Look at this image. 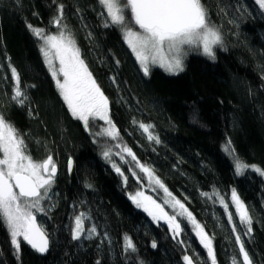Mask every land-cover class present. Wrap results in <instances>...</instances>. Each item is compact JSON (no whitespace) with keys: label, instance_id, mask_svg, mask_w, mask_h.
I'll return each instance as SVG.
<instances>
[{"label":"trees","instance_id":"1","mask_svg":"<svg viewBox=\"0 0 264 264\" xmlns=\"http://www.w3.org/2000/svg\"><path fill=\"white\" fill-rule=\"evenodd\" d=\"M204 3L223 37L215 58L191 54L178 75L154 67L145 76L121 28L105 26L107 13L98 0H0V113L22 134L34 160L51 155L58 168L42 202L46 212L37 214L49 236L48 253L41 255L24 242L17 252L0 223V264H186L185 255L194 264H211L186 220L179 219L184 232L174 239L167 224L154 221L128 197L143 191L162 202L136 161L122 152L124 146L204 226L217 264L240 261L232 226L237 223L231 202L235 189L252 216L250 233L245 235L244 225L237 228L245 250L253 264H264V176L252 169L237 174L234 157L225 150L230 141L235 156L264 170V8L256 0ZM61 4L62 24L109 100L116 140L95 135L107 127L103 121L90 119L85 129L71 115L40 50L43 42L28 27L57 34L51 21ZM12 67L27 94L23 106L12 99ZM140 123L153 126L159 143L147 139ZM107 148L123 159H105ZM113 163L128 177L126 184ZM165 211L172 214L166 206ZM81 213L86 231L76 240L75 217ZM93 226L98 234L88 231ZM125 237L135 243V253L124 251Z\"/></svg>","mask_w":264,"mask_h":264},{"label":"snow or ice","instance_id":"2","mask_svg":"<svg viewBox=\"0 0 264 264\" xmlns=\"http://www.w3.org/2000/svg\"><path fill=\"white\" fill-rule=\"evenodd\" d=\"M16 2L19 3L20 0ZM98 2L107 13L105 26L121 28L123 38L145 76H149L154 67H159L171 75L183 72L185 45L202 47L203 53L214 59V46L223 43L219 29L210 21L209 10L204 0H98ZM256 2L264 8V0H256ZM126 13L129 16H126ZM63 14L64 6L58 5L57 15L51 21L58 29L55 35L46 34L45 29L30 24L28 27L34 36L43 42L40 50L71 115L82 121L85 129L89 127L90 119L105 121L107 127L95 135L116 140L119 138V130L110 118L109 100L88 70L72 33L62 24ZM101 15L103 16L104 13L102 12ZM11 73L15 81L12 99L23 106L27 94L21 88L20 75L14 67L11 68ZM139 127L147 133L148 140L159 143L158 137L151 132L152 125L140 123ZM225 150L233 155L237 174L242 175L251 168L264 176V170L249 165L235 156V149L231 147L230 141ZM122 152L136 161V167L146 174L149 183L163 189L167 195L165 201L158 203L143 191H138L130 197L136 207L142 208L154 221L163 220L170 228L174 239L184 232L178 219L183 217L192 226L200 244L206 249L211 264H217L213 238L208 235L204 226L196 220L180 199L169 192L153 169L139 162L131 148L124 146ZM111 155L110 150L103 152L105 159L110 160ZM72 163L70 160L69 169ZM112 167L123 177L126 184L128 177L120 167L115 163ZM56 172L57 167L53 157L48 155L43 161L34 160L28 153L22 134L0 113V223L6 227L11 244L17 252L22 242L38 253L44 254L49 251V236L38 224L37 214L46 212L42 202L49 198L48 193L55 182ZM132 175L136 176V173L133 172ZM204 195L208 196V193ZM231 202L235 206L240 224L247 229L245 232L247 235L252 231V216L248 206L240 199L235 189L231 191ZM220 203L225 209L228 208V203L223 197L220 198ZM169 204L172 214L165 211V205ZM228 219L232 221L231 212L228 213ZM84 225L85 214L81 213L75 217L73 239L79 240L84 235L86 231ZM88 231L90 234H98L95 226ZM233 231H236L235 224ZM236 240L239 242V252L242 257L239 264H253L239 234L236 235ZM152 247L156 248L157 244L153 242ZM124 251L131 253L137 251L130 237L124 238ZM183 259L186 264H194L193 258L188 255ZM232 264H238L236 258H233Z\"/></svg>","mask_w":264,"mask_h":264},{"label":"rangeland","instance_id":"3","mask_svg":"<svg viewBox=\"0 0 264 264\" xmlns=\"http://www.w3.org/2000/svg\"><path fill=\"white\" fill-rule=\"evenodd\" d=\"M216 46H214V48H215ZM183 52H184V64H185V60H186V58L189 56V55H191V54H201V55H203V56H205V57H209V56H207V55H205L204 53H203V49H202V47H196V46H187V45H185L184 46V48H183ZM57 63H58V61H57ZM157 68H159V67H157ZM161 69V68H160ZM163 70V69H162ZM109 115H110V113H109ZM99 120V119H98ZM102 121V120H101ZM104 123H105V121H103ZM107 150H110V149H106L105 151H107ZM111 151V150H110ZM111 153H112V155H111V159L110 160H112V159H115V158H118V159H121V156H119L117 153H115L113 150L111 151ZM109 160V159H108ZM249 169H251V168H249ZM139 176V175H138ZM145 177H146V174H145ZM146 179H147V177H146ZM139 181V180H138ZM148 181V180H147ZM141 183V182H140ZM141 185H142V183H141ZM149 187H151V190H152V193L155 195V196H158L161 200H162V202L163 201H165L166 199H167V195H166V193L163 191V189H160L158 186H156L155 184H151V183H149ZM132 195H135V194H128V197L130 198ZM145 195H147V196H151V197H153L152 195H150V194H148V193H145ZM131 199V198H130ZM154 199V198H153ZM167 208H168V210H170V212H172V209H171V206H170V204L169 205H165ZM233 207H234V215H233V217H234V219L237 221V223H236V225H235V227H236V231H235V236L237 235V234H239L240 236H241V239H242V234H240V231H239V229H237L239 226L238 225H242V224H240V222H239V217H238V215L236 214V210H235V206L233 205ZM140 209H142V208H140ZM147 213V212H146ZM178 219H184L183 217H178ZM231 223H232V221H231ZM232 226H233V223H232ZM243 226V225H242ZM246 231V230H245ZM198 240H199V238H198ZM237 245H238V250H239V242L237 241ZM240 253V252H239ZM242 259V257H241V254H240V260ZM239 264V263H238Z\"/></svg>","mask_w":264,"mask_h":264},{"label":"water","instance_id":"4","mask_svg":"<svg viewBox=\"0 0 264 264\" xmlns=\"http://www.w3.org/2000/svg\"><path fill=\"white\" fill-rule=\"evenodd\" d=\"M57 174H58V168H57L56 176H57ZM56 176H55V178H56ZM160 221L163 222V223H165L163 220H160ZM37 222H38V224H40L39 221H38V219H37ZM165 224H166V223H165ZM49 243H50V241H49ZM47 253H48V252H47ZM47 253H44V254L39 253V254H41V255H46Z\"/></svg>","mask_w":264,"mask_h":264}]
</instances>
